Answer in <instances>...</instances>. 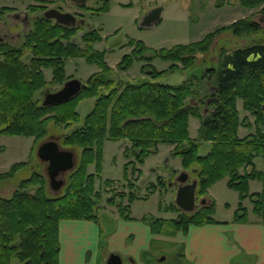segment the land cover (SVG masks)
<instances>
[{"label": "trees", "instance_id": "trees-1", "mask_svg": "<svg viewBox=\"0 0 264 264\" xmlns=\"http://www.w3.org/2000/svg\"><path fill=\"white\" fill-rule=\"evenodd\" d=\"M239 2L248 8L261 6L259 13L264 17V0ZM228 29L236 36L264 33L259 22L245 17L207 33L198 41L171 48L152 49L141 40L129 39L132 50L123 54L117 69L126 71L138 60L143 62L140 70L144 78L124 83L109 76L112 70L105 61V51L94 47V43L103 39L96 31L85 33L77 42L73 39L77 34L75 28L68 29L41 18L33 22L21 45L0 43V134L33 137L37 142L46 135L52 120L56 125L74 126L62 134L63 146L81 148L78 166L68 174L62 193L49 195L45 177L32 171L8 197L0 196V264H58L59 221L98 222L95 205L100 202L101 193L95 191V175L87 169L94 163L96 171L101 172L105 139L130 144H122L125 157L132 159L125 164V177L129 166L131 173L139 176L137 165L157 153L160 144H170L174 145L172 154L181 158L182 166L193 169L196 194L205 195L214 182L227 176V185L238 191L241 201L250 197L254 211L259 214L264 211V191L248 193L250 179L264 182V171L253 166L255 157L264 156V40L230 52L221 49L217 67H208L201 75L191 74L178 84L157 80L167 71L193 69L197 54L209 50L213 37ZM250 53H259L260 57L247 61ZM26 54H30L27 60ZM73 57L97 64L99 72L86 79L76 96L57 104L41 105L37 93L67 80L65 60ZM155 58L170 62L168 68L156 69L152 64ZM44 68L52 70L50 81L45 78ZM203 81L211 84L212 90L196 98L195 83ZM86 98H94L93 105L81 117L77 106ZM239 99L242 108L254 116L253 122L239 118ZM202 107L206 108L205 114ZM191 116L200 123L195 139L189 136ZM239 125L254 127V132L239 137ZM201 142L210 143L205 154L199 153ZM26 164L13 163L8 171L0 173V178L15 175ZM247 166L251 170L241 174L240 168ZM140 198L130 194L128 200L132 203ZM107 201L113 203L111 198ZM244 209L239 202L235 220L244 216ZM118 210L122 218H130V208L119 205ZM213 214L211 201L191 214L181 212L169 223L186 231L191 224L215 222ZM147 221L153 233L161 232L165 223L161 218Z\"/></svg>", "mask_w": 264, "mask_h": 264}, {"label": "rangeland", "instance_id": "rangeland-1", "mask_svg": "<svg viewBox=\"0 0 264 264\" xmlns=\"http://www.w3.org/2000/svg\"><path fill=\"white\" fill-rule=\"evenodd\" d=\"M127 1L130 0H110L109 10L101 12L94 20L95 27L101 28V35L103 36V39L96 42L94 47L97 50L105 51V61L112 70L109 76L121 83L133 82L144 78L140 70L143 62L138 60H135L126 71L117 69V64L123 54L132 50V46L128 42L131 38L143 41L146 46L152 49H159L171 48L175 44L198 41L207 33L221 26L229 25L240 18L260 19L259 21L264 27V17L259 13L261 6L255 8L244 7L239 0H146L145 3L131 0L134 2L132 7L120 5V3ZM5 3L12 4L14 9L17 10H22L26 6V2L21 0H0V7ZM154 8H160L159 20L150 26L140 28L141 19ZM3 20L7 19L5 17L0 19V35L6 31L8 23L14 21L9 18L7 23L4 24ZM12 30H14L12 31L13 34L20 33L21 35L14 40H8V43L14 46L21 45L23 42L22 36L27 29H22L21 25L16 23ZM263 36L264 33L261 35L236 36L230 29L220 31L213 37L209 50L197 54L193 69L167 71L157 80L161 83L178 84L191 74L201 75L206 68L217 67V56L221 49L230 52L238 47L249 46L255 41L264 40ZM77 42H79V39H77ZM29 55L26 54L24 59H29ZM152 64L156 69L163 70L168 68L170 62L155 58ZM65 71L66 75H72L71 77L80 79L85 83L92 73L99 72V66L87 63L85 58L73 57L65 60ZM43 72L46 80L50 81L52 79L51 68H44ZM205 81L200 84L195 83V88L198 90L195 95L196 98L205 95L206 90H212L211 84H206ZM61 86L62 84H54L45 89L55 91ZM45 89H42L36 95L41 102ZM93 101L94 98H86L79 102L77 110L81 117H84L92 108ZM240 102L238 101V110L241 113L240 118H244L245 122H253L254 116L250 112H246ZM198 124L199 120L191 116L189 131L192 135L197 132L196 127ZM73 127L56 125L51 120L47 125L46 135L37 142H34L33 137L0 134V173L8 171L15 162L24 161L27 163L25 168L15 175L0 178V196L8 197L17 187L19 181L28 177L32 171H38L45 177L46 190L49 195L56 196L62 193L68 183V174L78 166L81 152V148L78 146L69 147L61 144L62 134L71 131ZM247 133L248 131L243 128L240 129L241 135ZM49 139L57 140L61 148L72 150L75 154L73 169L58 176V178L64 180L63 186L58 190H53L50 187L47 174L48 162L40 160L36 154L38 145ZM122 144L130 145L122 141L105 139L102 145L101 172L98 173L96 171L94 163L90 164L87 169L88 173L95 175V191L101 193V200L95 205V211L98 215V222L96 223L102 229L99 248L100 264H106V261L103 260L112 253L110 252L107 255L106 246L108 248L117 247L118 254L123 255V264H128L125 249L130 246L138 250L136 241H144V238L140 234L130 233L131 231L127 233V229L121 227V222L127 224L140 223L142 220L139 221V218L142 215L145 217V221L142 222H146L150 218H161L165 222L162 231L153 233L149 248L140 255L142 263L186 264L183 245L178 240V231L182 230L175 229L169 223V220L176 219L181 212H185L175 203L176 191L179 185L177 176L181 172L187 171L188 179L191 181L195 179L193 169L182 167L181 158L172 154V145L160 144L157 153L150 154L144 159L142 164L137 165L140 169L139 176L137 173L132 174L131 166H129L127 169L128 175L125 177V164L132 159L125 157ZM32 147H34V150ZM208 149L209 144L201 142L199 153L205 154ZM259 160L260 158L257 157L254 162L259 164ZM106 181H110V183L107 184ZM209 188L214 202L213 215L218 219L230 217L239 204L238 191L227 185V176L217 180ZM130 194L141 198L130 203L128 200ZM145 196H148V198L144 199ZM110 198L113 199V203L107 201ZM202 199L205 200L204 204L210 203L207 193L202 196L196 194V209L203 205L200 203ZM119 205L130 208V213L135 218L132 216V219L122 218L118 210ZM244 205L250 206L249 200H246ZM173 207L176 209L170 210ZM186 213L191 214L192 212ZM146 224L149 225V221ZM114 229H116L114 234L117 235L118 233V235L115 237L116 239L113 237L115 242H112L113 240L108 238V236L114 235L111 233ZM192 232L189 231V233ZM121 233L126 235L120 236ZM186 234L188 235V233Z\"/></svg>", "mask_w": 264, "mask_h": 264}, {"label": "crops", "instance_id": "crops-1", "mask_svg": "<svg viewBox=\"0 0 264 264\" xmlns=\"http://www.w3.org/2000/svg\"><path fill=\"white\" fill-rule=\"evenodd\" d=\"M259 20L254 21L261 24ZM238 101L241 100H237V109L239 105ZM240 103L242 105V101ZM201 111L205 114L206 108L202 107ZM238 113L240 118L241 113L239 110ZM190 121L191 117L189 118V124ZM199 124L196 127L197 132L194 135H192L189 131L190 138L195 139L197 137ZM241 128L248 131L247 134L254 132V127L239 125L237 131L239 137L247 135L240 134ZM207 143L209 144L210 149V143ZM172 146L174 147V145ZM257 157L260 158V162L259 164L254 162L253 166L256 170L264 171V156ZM250 170L251 166L240 168V173L242 174ZM183 172L188 174L187 171ZM191 181L188 179V182ZM209 189L210 188H208L207 195L211 202L213 199ZM261 191H264V182L262 180L250 179L248 181V193ZM246 200H249L250 206L244 205ZM239 202H241L243 204L242 206L245 208L243 211L245 214L241 219L235 220L234 211V213L228 218L218 219L213 215L215 222L200 225L191 224L188 226L186 231H178V240L183 245V253L187 261L186 264H264V211L261 214L254 211V204L250 197H246L242 201L239 200ZM131 216L132 215L130 213L129 219H132ZM132 217L135 218L134 216ZM143 218L144 217L142 215V217L139 218V221H145ZM142 221L140 223L134 222L129 224L121 222V227L126 228L127 233L131 231L130 233L133 232L135 235L140 234V236L144 238V241H136V243H138L136 244L138 250L136 248L133 249L130 246L125 249V255H127L128 258V264H143L140 260V255L149 248L150 239L153 237V232L151 231L150 225L146 224L148 221ZM189 231L193 232L189 233ZM115 232L116 229L111 231L112 234ZM100 233L101 228L94 221L72 219L60 220L58 235V264H100ZM186 233H188V235ZM117 235H109L108 238H111L113 240L112 242H115L113 237L115 238ZM123 235L125 236L126 234H120V236ZM105 250L107 255L110 252L117 254L119 252L117 247L108 248L106 246ZM119 256L122 259L123 255L120 254ZM106 260L107 257L103 261Z\"/></svg>", "mask_w": 264, "mask_h": 264}, {"label": "water", "instance_id": "water-1", "mask_svg": "<svg viewBox=\"0 0 264 264\" xmlns=\"http://www.w3.org/2000/svg\"><path fill=\"white\" fill-rule=\"evenodd\" d=\"M160 8H156L155 11L151 12L145 17L143 26H150L159 20ZM48 17H55L59 23L72 25L69 18L70 15L60 13L58 11H50L46 14ZM260 57V54L250 53L247 57V61H253ZM232 68V66H229ZM84 83L77 78H70L66 80L62 86L55 90L50 91L45 89L44 97L41 105H52L63 101H66L76 96L81 89L84 87ZM37 157L40 160L48 162L47 174L49 177L50 187L53 190L60 189L64 180L58 178L61 173H65L73 169L75 165V154L72 150L61 148L58 141L55 139H49L41 142L36 150ZM177 182L179 186L176 191L175 203L176 205L185 212H193L196 209V189L197 180L188 182V174L181 172L177 176ZM205 200H201V204H204ZM106 264H122V259L117 253H111Z\"/></svg>", "mask_w": 264, "mask_h": 264}, {"label": "flooded vegetation", "instance_id": "flooded-vegetation-1", "mask_svg": "<svg viewBox=\"0 0 264 264\" xmlns=\"http://www.w3.org/2000/svg\"><path fill=\"white\" fill-rule=\"evenodd\" d=\"M21 1L26 2V6L22 10L14 9V6L9 3H5L0 7V10L2 12L0 14V19L2 17H5L7 19V20H3L4 24L7 23L9 18L14 20L12 23H8V28L6 29L5 32H3L2 35H0V43L3 42L8 43V40H14L16 37H20L21 35L20 33L18 34L12 33V31H14L12 30V28L15 26L16 23L20 24L22 29H27L26 30L27 32L33 26V22L41 18H44L53 24H58L68 29L75 28L77 30V34L73 37L75 41H77V39L81 40L82 36L88 32L96 31L101 35V28L95 27L94 20L101 12L108 11L110 6L109 5L110 0H21ZM145 1L146 0H138V2L140 3H145ZM127 4H131V5L127 6ZM120 5L123 7H132L134 6V2L130 0L124 3H120ZM104 8H108V9L105 10ZM155 9L156 8L152 9L149 13H147L146 16H148L151 12L155 11ZM53 10L70 15L68 19H70L71 22H73V24L67 25L64 23H59L55 17H48L46 14H48V12ZM146 16H144L141 19L140 28L144 27L142 24ZM26 32L24 33V35L26 34ZM24 35L22 37H24ZM71 76L72 75H70L68 79L73 78Z\"/></svg>", "mask_w": 264, "mask_h": 264}]
</instances>
